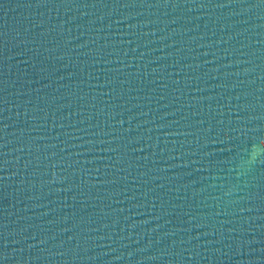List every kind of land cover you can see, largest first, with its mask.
I'll list each match as a JSON object with an SVG mask.
<instances>
[{
  "label": "water",
  "instance_id": "water-1",
  "mask_svg": "<svg viewBox=\"0 0 264 264\" xmlns=\"http://www.w3.org/2000/svg\"><path fill=\"white\" fill-rule=\"evenodd\" d=\"M0 264H264V3L0 0Z\"/></svg>",
  "mask_w": 264,
  "mask_h": 264
},
{
  "label": "clouds",
  "instance_id": "clouds-1",
  "mask_svg": "<svg viewBox=\"0 0 264 264\" xmlns=\"http://www.w3.org/2000/svg\"><path fill=\"white\" fill-rule=\"evenodd\" d=\"M255 156H256V154H253V155H252V158H251L250 161H249L250 163L253 162V160L255 159Z\"/></svg>",
  "mask_w": 264,
  "mask_h": 264
},
{
  "label": "snow or ice",
  "instance_id": "snow-or-ice-1",
  "mask_svg": "<svg viewBox=\"0 0 264 264\" xmlns=\"http://www.w3.org/2000/svg\"><path fill=\"white\" fill-rule=\"evenodd\" d=\"M261 3H264V0H261Z\"/></svg>",
  "mask_w": 264,
  "mask_h": 264
}]
</instances>
